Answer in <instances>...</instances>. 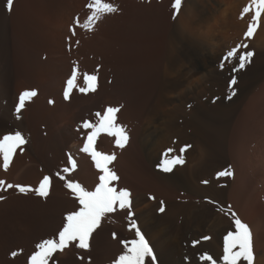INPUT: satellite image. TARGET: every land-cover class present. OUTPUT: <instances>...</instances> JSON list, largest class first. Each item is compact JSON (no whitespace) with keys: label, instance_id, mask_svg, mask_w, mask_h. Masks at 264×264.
<instances>
[{"label":"rangeland","instance_id":"rangeland-1","mask_svg":"<svg viewBox=\"0 0 264 264\" xmlns=\"http://www.w3.org/2000/svg\"><path fill=\"white\" fill-rule=\"evenodd\" d=\"M16 2L17 1L15 0L14 7H13V10L11 11V14L10 13H6V14L8 16L7 19H9V24H8L9 32H10L9 41L11 45L10 58L12 62V70L14 73V78L20 83V85H24V87L20 89L17 93V100H19V96L23 92L35 90L37 95L32 97L30 102L27 101L25 103V106L27 105L29 106L34 102H38L41 108H43L44 110H49L48 115L49 116L51 115V118L48 115L47 117L45 116L44 120L46 122L45 121L40 122L41 124H39L38 127L36 128L37 130L33 126L31 127V125L29 128L30 139L32 137H34L33 139H36L35 138L36 135L39 136L40 134V138L38 137L39 140L37 139L36 140L37 142H35L36 145L38 144L37 145L38 147L36 148V153L38 154L40 158L43 157L41 159H44L42 160L43 163H45L44 165L49 163V160L51 159V154H52V151H51L52 149L50 148V144H49L51 142L50 126L51 124L56 123V115L53 109H55L58 103H62L67 106V110L68 109L70 110L68 113L67 119L71 123H73V119H74V123L72 124V131L74 133L75 139L77 141H81L80 139H82L83 138L82 136L84 135V139H82L81 141L83 142L81 143L82 144L81 149H82L83 148L82 146L84 145V142L86 139V135L83 134V131H86V130L82 129L83 122L88 120L89 122L95 123L96 113L92 114L93 112L91 111L92 110L91 108H93L96 112H97V109H101V105L103 103L101 102L102 101L101 92H105L104 90L106 88H107L106 90L110 92L108 87L113 83V78H110V77H112V74H113L112 72L114 71V68L113 70L111 68V64L115 65V60L113 58L116 57L114 56L115 54L112 53L113 51H116V48H117L116 47L117 44H114L116 40L115 36L118 38L119 37L118 35H120L121 32H122L121 34H123L124 30H126L128 27H129L128 29L131 30V28L133 29L137 26L135 23L138 24V18L136 17V15H134V12H135L134 7L140 8L141 6L143 8L145 7L148 8L149 6H151L153 2L161 5L162 11H164V14H165L164 15L165 18L162 19L163 22H161L160 23L161 25L159 26L160 28L159 31L161 34L158 37H155V40L157 39L155 43L156 45L157 44L158 45L157 47L155 46L156 48H154V50L152 51L153 53L151 52L148 57H150L149 61L153 63L154 66L158 65V67L160 66L159 67L160 69L162 70L165 69V71L167 69L169 73L168 74L166 71V74L164 75V77H162L163 79L161 78L162 84L165 85V87L163 88L165 93L163 92L162 98L165 97L166 106H165V112L161 113L160 115L161 117L159 118V121L157 120L155 122V126L153 127L150 126L152 127V128L149 127L150 129L146 127L145 129L147 131L145 129L144 130L141 129L142 131L141 139L143 142V146L141 147L145 151L146 158H145V161L143 162L141 160H138V163L140 165L137 164L138 166H141L140 170H142L141 171L142 173H146L147 168H148L149 170L148 172L151 173L153 171L155 174V177L156 176L157 177L156 178L154 177L156 180L151 178L153 176L147 177L148 180L146 179L145 181L147 185L145 183H139V181L136 178L139 186H142L140 187L142 189L139 191L134 188L136 191L133 192L134 191L132 188L133 186L129 183L125 184L124 181L121 180L123 178L122 176L123 168L116 164L117 159L113 161L109 167L115 171L118 170L116 173L118 176L120 175L119 177L120 183L119 181H116L114 182V185L117 188L120 187L119 189L128 190L129 188L130 190L128 191H130V193H134L133 195L131 194V197H130L131 202H132L131 210L133 213L131 220L137 224L139 229L142 231V234L145 236L146 240L149 242L150 246L153 248L154 255L156 256V264H163V260L161 259V256L159 255L158 249H157V247L159 248L160 245L164 249L163 250V253H165L164 257L171 258L174 264L175 263L176 264H191L192 262L193 264H202L199 257L203 254L211 255L214 259L217 260V264H222L221 263L222 261L220 260V258L223 256V238L229 231H234L233 218L230 213L234 212L236 214V218H239L238 213H237L238 211L236 207L234 206L233 197H231V200H232L231 204H230V200H228V197H227V191L230 186V183L235 178V186L238 185L239 187L240 186L242 187L246 183L251 185L250 187H252L254 190H251L248 192L250 196L255 195L256 198H258V194L261 196L264 195V160H260V158H264V109L259 108L258 105L255 106L254 105L255 100L253 98L254 102H252V104L254 106H252V110H251L252 112L249 111L246 119H244L243 124H241V121L236 123V116L239 110L241 109L243 103L249 97V94L251 93L253 88L256 85H258L261 81L264 80V14H262L260 18L259 26L257 27L254 35L251 38L246 39L245 33L247 31L249 23L252 20L253 13L249 12L245 14L243 19L240 18V14L243 8L250 3V0H182V5H181L179 13H176L175 10L172 8V4L174 3V0H124V1L123 0H103V2L113 4L118 9V12L116 11L115 13L105 15L100 21L95 23L91 31L85 30L81 26L86 22L87 16L90 15V10L86 7V5L90 2V0H43V1L42 0H21L18 2L19 5H17ZM124 3H126L127 5ZM129 4L131 7L128 6ZM118 6L119 7L121 6L120 9ZM126 6L129 7L130 9L126 8ZM50 7L51 9H49ZM15 9L16 10L20 9L21 11L17 13V11L16 12L14 11ZM52 9L54 10L52 11ZM158 9H160V7ZM25 10L27 12H25ZM45 10H49V11H45ZM20 12H24V13H22L21 15ZM47 12L48 13L50 12V15H51L50 17ZM52 12L54 14H52ZM124 12L126 16L124 15ZM45 13H47L46 16L48 15L47 17L48 19L45 17L47 20H49V18L55 19L54 15L56 14L57 16V14H60V13H63L64 15L65 14L68 15L67 17L70 18L68 19L69 21L67 20L68 25L66 28V32H67V29H68V32L65 33V37L63 36L64 41L62 40V46H61L62 48H60V46H55V45L53 48V44L51 45L49 44V42L51 43V41L47 38L46 33L43 32L45 28L41 24H44L47 21L46 20L44 22ZM131 14L134 16H131ZM11 15L12 17L14 16L13 19H16L20 15H21L20 17L22 16L23 17L21 19H19L20 17H18L17 20H13ZM131 17L134 19H132ZM41 18H44V19H41ZM77 19L80 22L79 24L76 23ZM128 23H130L131 27L128 26ZM125 24H127L126 25L127 27L125 26ZM132 25L134 27H132ZM121 27H123V29H120ZM188 34L189 35L191 34V35L189 36ZM169 35L172 36L173 40H171L172 38ZM111 36L114 38H112ZM107 38L111 40L107 41L109 40ZM167 39L171 40L172 44L174 43L173 44L174 52L169 55L170 58L167 55V52H168L167 45H164L165 47L161 45V41H167ZM46 40H49V41H46ZM98 40L101 42H99ZM158 40H159V43H158ZM112 41H113V44H112ZM104 42L106 44H109L110 42L111 47L115 48V50L112 51V48L110 47V45L108 46H109V49L111 48V50H108L107 45L102 46ZM93 43L96 46L93 45ZM245 44L248 47L247 48L241 47L238 50L236 56L233 57L230 61H225L223 59L224 56L227 54V52H229L231 49L235 48L237 45H245ZM160 46H162L163 48ZM103 47L104 48L106 47V49L104 50ZM94 48L97 50V52H95L96 50ZM51 49L54 51H52ZM51 51L52 53L54 52L55 53L51 54ZM107 51H109L110 53ZM247 51H251L254 53V55L251 58L250 63H247L243 69L234 71V69L237 68L239 65V55ZM57 52L60 55H58ZM106 52H107V56L110 54L112 60L110 59V56H108L109 60L108 58H106V55H104ZM61 53L66 57H64ZM111 54H114V55L112 56ZM165 54L167 55V57L165 56ZM52 56L55 57L54 59L56 60H54ZM59 56L60 57L62 56V59L64 57V60H65L63 61V64L61 65V67H58L60 66V63L57 62ZM102 56L103 57L105 56L106 58L105 61H104L105 58H103ZM158 56H160V58ZM120 57L117 56L116 58H120ZM48 58H50L51 61ZM74 58H76L77 60ZM121 59H119V61ZM155 59H158V60L160 59L161 62L163 61L164 62L159 63L160 60L156 62L157 60ZM52 60H54L55 62ZM170 60L172 62H170ZM222 62H223V67H221ZM48 64H50L51 66ZM91 64L93 66H91ZM46 65L53 68V70L56 68L57 69L60 68L58 69L59 72L63 70L64 71L61 72V75H60V73L57 74L58 71L56 69L55 77H53L54 71L52 70L51 72L50 67H47ZM52 65H54V67ZM108 65H110L109 66L110 70L106 68L104 69V67L106 66L108 68ZM114 65H112V67H114ZM164 65L166 67H164ZM74 67L78 69L79 76H78L77 83L81 87L83 86V74L88 73V74H94L97 76L98 78L97 79V89L95 92H89L87 94H84L74 88L70 92L69 99L65 100L64 90H65L66 84H64V82L66 83V81L71 77L72 70ZM46 70H48L47 73H45ZM102 71H103L102 74L104 78L101 76ZM106 71L107 73L110 71L109 72L110 74L109 73L105 74ZM106 75H108V77ZM169 75L171 78L169 77ZM100 77L103 79H101ZM233 77H235L237 81L235 85H232V90L235 91V95H233L231 99H228L229 95L231 94L230 89H229V84ZM55 78L56 79L59 78L57 79L58 82H56ZM99 79L103 80V82L107 79L104 84H107L109 86L107 85L103 86L104 85L103 82L100 84ZM109 81L110 83H108ZM99 84L101 85L100 88L102 91L99 88ZM16 85H19V84H16ZM144 89H145L143 92L145 93L144 97L148 101L147 97H149V93H148L149 90L148 88H146V86L144 87ZM86 97L87 99H84ZM91 98L93 99L91 100ZM17 100H16V104L18 103ZM120 100H121V103L123 101L124 102L120 104L119 102ZM120 100L117 103L119 104V106L122 105L124 107L127 104L125 103L126 102L125 99L123 100L120 99ZM50 101H52V103H50ZM81 101L83 102L84 107ZM28 106L24 108L27 110ZM69 107H72V110L77 109L78 112L74 110L76 112L75 113ZM82 108H84L85 111ZM101 110H98V112L100 111L101 113L102 112ZM86 113L87 114L89 113V114L87 115ZM46 114H47V111H46ZM83 114L85 115L86 118L84 117ZM92 115L93 117H95L94 120H93ZM80 116H82V118ZM89 116L90 118H92L91 119L92 121H90ZM70 117H72L71 118L72 120L70 119ZM52 118H55V119H52ZM202 124H207L209 128L208 130L212 129L209 131V135L211 136L208 135L207 139L205 137L206 134L204 133V130L203 129L201 130ZM222 126H224V130L226 131L223 130L224 132V135L222 137L223 146L221 148L219 147L218 149L217 148L218 145L216 142L214 143L213 141L214 138H212V135L216 127L219 130V127H222ZM246 126L253 127L254 130L252 129L247 130ZM79 128L82 130L80 131ZM182 129H185V131ZM143 131L145 132L143 133ZM199 131H201L202 133ZM15 132H16L15 130H11L9 127L4 126L3 130L0 133V136H3L5 133L12 134ZM79 132H81L82 134ZM128 133L130 135L129 137H132V134H130L131 131H128ZM202 135H205V136H202ZM105 136L107 135H104L103 137ZM45 137L46 139H44ZM174 138H176V140ZM33 139H31V141ZM40 139H43V141H41ZM205 139L207 140L205 142L206 144L202 143L204 142ZM130 140L131 139H129V142ZM34 141L32 142L34 143ZM98 141L97 143L101 142V140L100 142ZM43 142L45 143L47 142V143L45 144ZM212 142L214 143V145ZM206 145H207V148L205 151L204 149ZM26 146H27V143L23 146L24 148H23L22 153L20 150H18L19 155L21 153L23 157L25 156V153H26L25 151L27 150ZM43 146H45L47 150ZM98 146L101 147V150ZM98 146L96 144V147L97 149H99V151L103 152L102 150H104L106 151L104 153L111 154L109 151H107V149L105 150V147L101 143L98 144ZM227 146H229L230 151L233 153V156L230 157V159H232V162L238 166V172L237 171L235 172L234 178H233V173L231 176H223V177L218 178L217 173L221 171L230 170L232 172L231 168L229 167V163L231 162V160L227 158V152H228ZM40 148L44 149V151ZM180 148L186 149L183 153V158L185 161L184 164L177 165L176 168H174L171 173H164L162 171H159L158 165L163 159V154L166 152V150L173 149V151L169 153V155L176 156L178 154L179 155L181 154ZM207 149H209L208 150L209 152L207 151ZM199 150L201 151L199 152ZM39 152L41 155L39 154ZM202 152L204 155L201 154ZM18 154L16 156H18ZM64 154H65L64 157L69 156L74 160L76 159L75 162L77 164V168L75 171L70 172L72 176L70 175V173L68 174L64 173L63 169L65 167H70L68 163L69 157L68 158L66 157L67 165L64 166L63 168L61 167L60 170L44 171L45 173L43 172V176L48 175L51 178L52 176L55 177L53 178V180L51 179L52 181L51 188H53L54 190L50 189V193L47 197L49 199L47 198L42 199V197L35 195L34 192L33 193L28 192L27 194L24 193L25 194L24 196L23 193H22L23 195L20 192L18 193L17 192L18 190H15L16 188H10L9 190L5 189L8 192H6L4 189L0 190V192L3 191L0 193V264H28V258L35 251V245L44 239L56 237L61 227H63L64 216L67 213L71 212L72 210L74 211L79 208V205L76 203L77 201H75L74 197L72 198L73 194L72 193L70 194V191L67 190L66 186H64L66 183V180H61L59 178L60 175L66 176L67 181H75V182L79 181V183L81 182L80 184H84V187H86L87 189L89 187L90 190H94L93 188L94 185L98 183L99 173L98 174L96 173L97 177L95 179L96 180L95 184L90 188V186L87 185L77 175V170L79 168V164H78L79 159L76 158L77 156H74V155L72 156L67 150H64ZM82 154H84V156L86 155L85 153H82ZM22 155H20L19 157L23 158ZM86 157H89L87 158L88 163L92 164V166L91 165L89 166L90 168H92L91 170L93 171L95 167L93 163H91L92 162L90 160L91 158L89 155L88 156L86 155ZM245 157L256 158L253 161L254 171L252 173L241 171L240 169L241 167L240 165L246 161ZM47 158H48V161L45 160ZM140 162L142 163L143 166L145 165L144 168H142V165ZM37 165H39L41 168ZM37 165H35L36 168H38L36 170H38L39 173L40 171L42 172L43 165L41 163ZM23 166H21L20 169H24L26 165L24 167ZM188 166H190L191 168H189ZM1 171H2V168H1ZM59 171L61 174L59 173ZM46 172H48L49 174L48 173L46 174ZM93 172H97V170H94ZM4 173L6 172L4 171ZM254 175L256 176V178L258 176L257 181L255 183L253 181H249L250 179H252V177H254ZM43 176L41 175V177H39L40 180L41 178H43ZM160 176H162V179H165L164 180L165 182L169 181V183L164 184L165 183L164 181L163 183H161ZM74 177L76 180H74ZM0 178L3 181H5L6 185H7V182L8 184H10V182L11 184L15 182V181L12 182L10 180L8 181L7 178H3V177H0ZM39 178L37 181H40ZM56 179L58 181V184H56L57 182H54V180ZM154 181H157V182H154ZM203 181H207V183H203ZM153 182H154V186H151L153 185ZM54 183L56 184V186L54 185ZM27 184L28 183L20 184L19 182L17 183L15 182L14 185L26 186ZM157 184L158 185L160 184L159 186H161L160 188L162 190L159 189ZM29 185L30 187H33L31 184H28L26 187H28ZM125 185H127L128 187L126 188ZM143 186L144 188H146V191L148 189L150 190L146 192ZM154 187L155 188L157 187V189L155 190ZM11 189H14L12 190L13 193L9 192L11 191ZM151 190L152 191L155 190V191L152 192ZM158 190L161 193H159ZM235 190L238 191L237 188H235ZM4 192L6 193L4 194ZM51 192L54 194H52ZM65 192L66 194L63 195ZM238 193H239L238 197H240L241 192L238 191ZM19 194H21V197ZM26 195L27 197L30 196L31 199L28 198L30 201L26 199ZM156 195H159L160 197ZM68 196L69 197L71 196L70 199L68 198ZM141 196H143V198ZM3 197L5 198L3 199ZM10 197L12 198V200L13 198H18L19 201L15 204L13 203L9 204L10 201H12V200L9 201ZM35 197L38 200H36ZM63 198L64 200L66 198L67 200L71 201L74 204V206L75 204L77 206H75L74 209L71 208L70 210V207H68V205L63 206L61 202ZM137 198H138V201H137ZM24 199H26V202L28 200V203L30 202L31 204L29 203L30 204L29 205L28 203H26ZM49 200L51 202H49ZM21 201H24V202H21ZM37 201H38V204H37ZM161 202H163V206L165 209L164 213L159 211L161 207ZM174 203L176 204V206ZM23 204H25V206H23ZM169 204H172V205H169ZM179 204L181 206L180 208L178 207ZM42 205L44 206V208L42 207ZM143 205H147L146 208ZM168 206L171 207L170 209L173 211L169 210ZM173 206L175 207L176 210L181 209L182 211L178 210L179 213H177L178 211H176ZM41 207L43 208V210ZM66 208L69 210V212ZM243 208H245V210H250L258 214L264 211V207H259L257 205L254 207L250 206V208L249 206L248 207L246 206ZM186 209L189 211H187ZM168 210L173 215H175V213L178 215L177 220H176V216H175V219L167 217L169 214ZM240 220H246V218L241 216ZM168 221H170L171 224ZM52 227L54 228L53 230H52ZM182 229L185 231H183ZM189 229L191 230L189 231ZM113 233L117 235V239H113ZM40 234L42 235L40 236ZM205 237H208V239H205ZM133 238H135V230H130V220L127 215V210H123V211L118 210L117 212L110 214L108 218L103 220L101 227L98 228L95 233H93V237L90 240V249L88 251L77 249L74 247V245H70V247L68 249H65L63 252L65 253V256L64 254L58 252L54 254V257L52 260L49 261V264H61V263L62 264H112V262L123 251V246L121 245L119 241H122V240L127 241ZM190 241H192V243ZM194 242H195V246H193ZM168 245L170 249L168 248ZM174 246H175V249L173 250ZM13 252H16L18 255L13 257L12 255ZM187 254L191 258L187 257L188 256ZM256 255L257 253H255L254 251V256H255L254 262L256 260ZM194 259L197 262H195ZM148 264H151L150 258H149ZM203 264H208V262H203Z\"/></svg>","mask_w":264,"mask_h":264},{"label":"bare ground","instance_id":"bare-ground-1","mask_svg":"<svg viewBox=\"0 0 264 264\" xmlns=\"http://www.w3.org/2000/svg\"><path fill=\"white\" fill-rule=\"evenodd\" d=\"M17 2V5H19L18 4V2L19 1H21V0H16ZM43 1V0H42ZM124 1V0H123ZM133 2V1H132ZM127 3V2H126ZM126 3H124V4H126ZM135 4V3H134ZM133 4V5H134ZM5 0H0V133H1V131L3 130V127L4 126H7V127H9L11 130H15V131H19L25 138H26V140L28 141L27 142V150L25 151L26 153H25V158L23 157V155L20 153V155H22V157L23 158H21V157H19L20 155L18 154V150H17V154H18V156H15V158H14V160H13V162H12V164H11V166H10V168H9V170L6 172V173H4V171L2 170L1 171V168H0V177H3V178H7V180L9 181H15L16 183L17 182H19L20 184L21 183H28V184H31L33 187H37L38 186V184H39V181H37L38 180V178L39 177H41V175L43 176V172L44 171H51V170H60L61 169V167L63 168L64 166H66L67 165V163H66V157H64L65 156V154H64V150H67V151H69V153L73 156H77L76 158H78L79 159V168H78V170H77V175L79 176V178L80 179H82L87 185H89L90 186V188L95 184V179H96V177H97V175H96V173L98 174V172H93L94 170H96V169H93V171L91 170L92 168H90V166L89 165H91L92 166V164H89L88 163V159L87 158H89V157H86V155L84 156V154H82V153H84V152H82L81 151V143H83V142H81L82 141V139H84V135L82 136L83 138L82 139H80L81 141H77L76 139H75V136H74V133H73V131H72V124L74 123V119H73V123H71V122H69V120L67 119L68 118V113H69V109L67 110V106L65 105V104H62V103H58V105L55 107V109H53L54 110V113H55V115H56V123H54V124H51V126H50V134H51V142L49 143L50 144V148L52 149L51 151H52V154H51V159L49 160V163L48 164H46V165H44L45 163H43V161L42 160H44V159H41V158H43V157H39L38 156V154L36 153V148L38 147L37 145H36V143L35 142H37L36 140L38 139V137L40 138V134H39V136H37L36 134H34V135H36V139H33L34 137H32L31 139H33L32 141H34V143L31 141V139H30V136H29V128H30V125H31V127L33 126L35 129L38 127V125L39 124H41L40 122H44L45 120V116L47 117V115H48V111L49 110H44L43 108H41V106L38 104V102H34V103H32L31 105H27L28 106V108H27V110L25 109L27 106H25V110L23 109L22 111H21V113L19 114V116H20V118L19 119H17V114H16V112H15V106H16V100H17V93H18V91L20 90V89H22L23 87H24V85H20V83L14 78V73H13V70H12V62H11V58H10V56H11V45H10V41H9V26H8V24H9V19H7V14L6 13H9V12H6V10H5ZM16 5V6H17ZM31 5V4H30ZM64 5V4H63ZM127 5V4H126ZM24 6V5H23ZM23 6H21V7H23ZM49 6H51V5H49ZM49 6H47V7H49ZM80 6H81V4H80ZM79 6V7H80ZM129 7H131L130 6V4L128 5ZM149 6V5H148ZM20 7V6H19ZM28 7V6H27ZM47 7H46V9H47ZM119 7V6H118ZM121 7V6H120ZM120 7H119V9H120ZM129 7H127L126 6V8H129ZM160 7V9H158ZM53 8V7H52ZM67 8V7H66ZM143 7H141L140 6V8H135L134 7V9H135V12H134V15H136V17L138 18V24L137 23H135L137 26L135 27V28H131V30L130 29H126V25L127 24H125V29L126 30H124V32H123V34H121L122 32L121 31H123V30H121L120 32V35H118L119 37L117 38L116 36H115V34H114V36H115V43L114 44H117V48H116V51H113V50H115V48H112L111 47V44H110V42H109V44H106L105 42H104V44H102V46L103 45H110V47L112 48V53H114V54H111L112 56L114 55V56H121L122 57V59H121V57L120 58H116V57H112L114 60H115V65L114 64H111L110 62V64H111V68H112V70H113V68H114V71L112 72L113 74H112V77H110V78H113V83L109 86V85H107V84H104L105 83V81L107 80H105L104 82H103V80H101V79H103L104 77H103V71L101 72V76L103 77V78H101V79H99V82H100V84L103 82V86H105V85H107V86H109L108 87V89L110 90V92H108L104 87V91L105 92H101L102 93V96H101V102H103L102 103V105H103V107H102V105H101V109H97V112H98V110H101L102 112L101 113H103L104 111H105V109L107 108V107H109V106H112V107H121L122 105H120L119 106V104L117 103L120 99H125V103H127L124 107L122 106L121 107V111L117 114V116H118V123H120V124H122V125H124L125 127H126V129H127V131H131V133L130 134H132V137H130V142H129V144H128V146L125 148V149H123V150H120L119 148H116L115 147V145H114V138H111V137H107V136H105V137H103L102 135H101V137H100V139H98L99 141L98 142H100V140H101V144L105 147V150L107 149V151H109L111 154H115L117 157H116V159H117V161H116V164L118 165V166H121L122 168H123V170H122V173H123V178L121 179V180H123L124 181V183L126 184V183H129V184H131L133 187V192H135L136 190H141L142 188H140V187H142V186H139V184H138V181H139V183H145V181H146V179L148 180V178L147 177H150V176H153V177H151V178H153V179H155L156 177H155V174H154V172L152 171L151 173L150 172H148L149 170H148V168H147V172L146 173H142L141 171L142 170H140V167L141 166H138V165H140L139 163H138V160H141L142 162L143 161H145V151L142 149V147L141 146H143V142H142V139H141V134H142V131H141V129H145L146 127H150V126H155V122L158 120L159 121V118L161 117L160 115H161V113H164L165 112V106H166V99H165V97H163L162 98V96H163V92H164V90H163V88L165 87V85H163L162 84V81H161V78L162 77H164V75L166 74V71H167V69H166V71H165V69H160L159 67H158V65H156V66H154L153 65V63H151L149 60V58L150 57H148L149 56V54L154 50V48H156L157 47V45H156V43H155V41H157V39L155 40V37H158L161 33H160V28H159V26L161 25L160 23L161 22H163L162 21V19L163 18H165V14H164V11H162V8H161V5L160 4H157V3H152L151 4V6H149L148 8L147 7H145V8H143ZM21 9V8H20ZM14 10L15 12L17 11V13L19 12V11H21V10ZM24 9V8H23ZM49 9H51V7L49 8ZM130 9V8H129ZM28 10V9H27ZM54 9H52V11H53ZM56 10V9H55ZM132 10V9H131ZM31 11V10H30ZM45 11H49V10H45ZM57 11H59V10H57ZM56 11V12H57ZM75 11V10H74ZM78 11H79V9H78ZM77 11V12H78ZM125 11V10H124ZM129 11V10H128ZM25 12H27L26 10H25ZM51 12V11H50ZM50 12L48 13L49 14V17L51 16L50 15ZM55 12V13H56ZM118 12V11H117ZM131 12V11H130ZM14 13V12H13ZM16 13V14H17ZM21 13V15H22V13H24V12H20ZM19 13V14H20ZM47 13H45V16H44V18L46 17H48V15L46 16V14ZM64 13V12H63ZM63 13H60V14H57V16H56V14L54 15L55 16V19H50L49 18V20H47L46 18L44 19V18H41V19H44V24H41L45 29H44V31L43 32H45L46 33V35H47V38L51 41V43L49 42V44L51 45V44H53V48H54V45L55 46H60V48H62L61 46H62V40H63V36L65 37V33H67L68 32V29H67V32H66V28H67V20L68 19H70V18H68L67 16L68 15H64ZM87 13V12H86ZM122 13V12H121ZM11 14V13H10ZM15 14V15H16ZM52 14H54L53 12H52ZM20 15V16H21ZM31 15V14H30ZM29 15V16H30ZM123 15V14H122ZM124 15H125V12H124ZM134 15H132L131 14V16H134ZM10 16V15H9ZM20 16H18V17H20ZM27 16V15H26ZM33 16V15H32ZM126 16V15H125ZM11 17H12V15H11ZM17 17V18H18ZM23 17V16H22ZM22 17H20L19 19H21ZM25 17V16H24ZM31 17V16H30ZM115 17H117V16H115ZM10 18V17H9ZM14 18V16L12 17V19ZM16 18V17H15ZM17 18L16 19H13V20H17ZM123 18V17H122ZM132 18V17H131ZM178 18H180V17H178ZM26 19H28V18H26ZM120 19V18H119ZM132 19H134V18H132ZM23 20V19H22ZM135 20H136V18H135ZM42 21V20H41ZM69 21V20H68ZM116 21V20H115ZM132 21V20H131ZM11 22V21H10ZM19 22V21H18ZM125 22V21H124ZM127 22V21H126ZM137 22V21H136ZM13 23V22H12ZM116 23V22H115ZM131 23V22H130ZM130 23H128V26H130L131 27V25H130ZM114 24V23H113ZM122 24V23H121ZM134 24V23H133ZM45 25V26H44ZM124 25V24H123ZM109 27V26H108ZM116 27V26H115ZM132 27H134L133 25H132ZM162 27V26H161ZM165 27V26H164ZM106 28V27H105ZM43 29V28H42ZM115 29V28H114ZM120 29H123V27H121ZM119 29V30H120ZM166 29V28H165ZM263 29V28H262ZM108 30V29H107ZM112 30V29H111ZM117 30V29H116ZM162 30V29H161ZM11 31V30H10ZM109 31V30H108ZM107 31V32H108ZM113 31V30H112ZM261 31H263V30H261ZM107 32H106V34H107ZM117 32V31H116ZM112 34V33H111ZM45 35V36H46ZM67 35V34H66ZM101 35V34H100ZM187 35V34H186ZM189 35V34H188ZM191 35V34H190ZM189 35V36H190ZM108 36V35H107ZM170 36V35H169ZM185 36V35H184ZM105 37V36H104ZM112 37V36H111ZM111 37H109V38H111ZM171 38H172V36H170ZM67 38V37H66ZM102 38V37H101ZM109 38H107V39H109ZM112 38H114V37H112ZM170 38V39H171ZM99 39V38H98ZM154 39V40H153ZM162 39V38H161ZM166 39V38H165ZM186 39V38H185ZM191 39V38H190ZM49 40H46V41H49ZM104 40V39H103ZM111 39H109V40H107V41H110ZM114 40V39H113ZM171 40H173V38L171 39ZM171 40H168L167 39V41H161V45L162 46H164V45H167V50H168V52H167V55H168V57L170 58V54L171 53H173L174 52V48H173V44H172V41ZM64 41V40H63ZM99 41V40H98ZM105 41V40H104ZM106 41V42H107ZM188 41V40H187ZM99 42H101V41H99ZM175 42V41H174ZM108 43V42H107ZM158 43H159V40H158ZM199 43V42H198ZM89 44V43H88ZM101 44V43H100ZM112 44H113V41H112ZM189 44H191V43H189ZM48 45V44H47ZM66 45V44H65ZM93 45H95L94 43H93ZM194 45V44H193ZM91 46V45H90ZM89 46V47H90ZM96 46V45H95ZM156 46V47H155ZM162 46H160V47H162ZM100 47H101V45H100ZM165 47V46H164ZM51 48V47H50ZM49 48V49H50ZM92 48V47H91ZM97 48H98V46H97ZM104 48V47H103ZM111 48L109 49V46H108V50H111ZM163 48V47H162ZM95 49V48H94ZM106 49V47L104 48V50ZM158 49H159V47H158ZM161 49V48H160ZM52 50V49H51ZM58 50V49H57ZM57 50H55V51H57ZM65 50V49H64ZM79 50V49H78ZM90 50V49H89ZM96 50V49H95ZM52 51H54V50H52ZM52 51H51V54H54V53H52ZM59 51H60V49H59ZM66 51V50H65ZM69 51V50H68ZM92 51V50H91ZM90 51V52H91ZM162 51V50H161ZM61 52H63V51H61ZM95 52H97V50L95 51ZM100 52V51H99ZM98 52V53H99ZM102 52V51H101ZM105 52V51H104ZM107 52H109V51H107ZM107 52L104 54V55H106V58H108V60H109V57L108 56H110V52L108 53L109 55L107 56ZM157 52V51H156ZM50 53V52H49ZM153 53V52H152ZM161 53V52H160ZM164 53V52H163ZM57 54H58V52H57ZM57 54H55V55H57ZM62 54V53H61ZM73 54V53H72ZM101 54V53H100ZM155 54V53H154ZM157 54V53H156ZM54 55V56H55ZM58 55H60V54H58ZM63 55V54H62ZM97 55V54H96ZM96 55H94V56H96ZM152 55V54H151ZM161 55V54H160ZM167 55L165 54V56L167 57ZM64 56V55H63ZM101 56V55H100ZM56 57V56H55ZM55 57H53L52 56V58L54 59ZM64 57H66V56H64ZM64 57H63V59H62V56L60 57L59 56V58H58V60H60V61H58L57 60V62L58 63H60V66H58V67H61V65L63 64V61H65L64 60ZM103 57V56H102ZM131 57V58H130ZM153 57V56H152ZM155 57V56H154ZM157 57V56H156ZM159 58H160V56H158ZM165 57V58H166ZM172 57V56H171ZM103 58H105V56L103 57ZM106 58L104 59V61L106 60ZM163 58V57H162ZM173 58V57H172ZM49 60H50V58H48ZM67 59V58H66ZM74 59H76V58H74ZM110 59H111V56H110ZM119 59H121L120 61H119ZM167 59V58H166ZM54 60H56V59H54ZM54 60H52V61H54ZM77 60V59H76ZM112 60V59H111ZM153 60H154V58H153ZM155 60H157L156 62H158L159 60L158 59H155ZM51 61V60H50ZM55 62V61H54ZM67 62V61H66ZM66 62H64V63H66ZM71 62H72V60H71ZM161 62V60L159 61V63ZM164 62V61H163ZM163 62H161V63H163ZM167 62V61H166ZM170 62H172L171 60H170ZM58 63H56V64H58ZM106 63V62H105ZM113 63V62H112ZM70 64V63H69ZM68 64V65H69ZM157 64V63H156ZM167 64V63H166ZM165 64V65H166ZM21 65V64H20ZM48 65H50V64H48ZM48 65H46L47 67H50V66H48ZM54 65H55V63H54ZM54 65H52L53 67H54ZM66 65V64H65ZM105 65V64H104ZM107 65V64H106ZM112 65H114V67H112ZM164 65V67H166ZM45 66V67H46ZM91 66H93L92 64H91ZM109 66L110 65H108V68H107V66L106 67H104V69L106 68V69H109ZM163 66V65H162ZM170 66V65H169ZM66 67V66H65ZM168 67V66H167ZM188 68V67H187ZM47 69V68H46ZM50 69H51V72H52V70H53V68H51L50 67ZM50 69H48V70H50ZM57 69V68H56ZM56 69H54L53 71V73H54V76L53 77H55V70ZM58 69H60V68H58ZM58 69H57V71H58ZM66 69V68H65ZM173 69V68H172ZM34 70V69H33ZM48 70H46L45 71V73H47V71ZM110 70V69H109ZM170 70V69H169ZM64 71V70H63ZM63 71H58V73L57 74H59L60 73V75H61V72H63ZM43 72H44V70H43ZM50 72V73H51ZM110 72V71H109ZM108 72V73H109ZM170 72V71H169ZM67 73V72H66ZM107 73V71L105 72V74ZM107 73V74H108ZM167 73H168V71H167ZM181 73V72H180ZM70 74V73H69ZM104 74V75H105ZM110 74V73H109ZM169 74V73H168ZM170 74H172V73H170ZM46 75H48V74H46ZM21 76V75H20ZM107 77H108V75H106ZM111 76V75H110ZM60 77V76H59ZM169 77H170V75H169ZM61 78H62V76H61ZM106 78V77H105ZM171 78V77H170ZM56 79V78H55ZM57 79H59V78H57ZM57 79H56V82H58L57 81ZM163 79V78H162ZM111 80V79H110ZM26 81V80H25ZM18 82V83H17ZM27 82V81H26ZM25 82V83H26ZM53 82H54V80H53ZM108 83H110V81L108 82ZM16 84H19V85H16ZM28 84V83H27ZM60 84V83H59ZM64 84H66L65 82H64ZM99 84V88L101 87V85ZM166 84V83H165ZM29 85V84H28ZM62 85V84H61ZM66 86V85H65ZM146 86V88H148V90H149V97H147L148 98V101L145 99V97H144V95H145V93H143L144 92V87ZM63 87V86H62ZM166 87H168V86H166ZM102 88V89H103ZM63 89V88H62ZM100 90H101V88H100ZM35 91V90H34ZM102 91V90H101ZM100 92V91H99ZM165 93V92H164ZM165 95V94H164ZM59 96H60V94H59ZM147 96V95H146ZM258 96H260V95H258ZM74 98V97H73ZM89 98V97H88ZM263 98V97H262ZM61 99V98H60ZM84 99H87V97L86 98H84ZM93 98H91V100H92ZM95 99V98H94ZM258 99V98H257ZM89 100V99H88ZM262 100H264V99H261V101ZM18 101V100H17ZM48 101V100H47ZM53 101H55V100H53ZM64 101V100H63ZM83 101V100H82ZM81 101V102H82ZM85 101H87V100H85ZM260 101V100H259ZM259 101H258V103H259ZM30 102V101H29ZM80 102V103H81ZM84 102V101H83ZM83 102H82V104H83ZM89 102V101H88ZM93 102V101H92ZM120 102V104H122L121 103V100L119 101ZM254 102V101H253ZM64 103V102H63ZM76 103H78V102H76ZM261 103V102H260ZM91 104V103H90ZM118 104V105H117ZM86 105V104H85ZM253 105V104H252ZM258 105V104H257ZM262 105V104H261ZM49 106V105H48ZM74 106H76V105H74ZM73 106V107H74ZM80 106V105H79ZM260 106V105H259ZM264 106V105H263ZM83 107H84V104H83ZM87 107V106H86ZM90 107H92V106H90ZM89 107V108H90ZM69 108H71V110H72V107H69ZM79 108V107H78ZM98 108V107H97ZM172 108V107H171ZM82 109H84V108H82ZM87 109V108H86ZM92 110V114H95V113H97L93 108H91ZM168 109V108H167ZM174 109V108H173ZM74 110H76L77 111V109H74ZM74 110H72V111H74ZM79 110V109H78ZM90 110V109H89ZM94 110V111H93ZM46 111H47V114H46ZM84 111H85V109H84ZM86 111H88V110H86ZM170 111V110H169ZM175 111H176V109H175ZM207 111V110H206ZM254 111V110H253ZM75 112V111H74ZM78 112V111H77ZM174 112V111H173ZM216 112V111H215ZM222 112V111H221ZM252 112V111H251ZM258 112V111H257ZM50 113V112H49ZM53 113V114H54ZM73 113V112H72ZM76 113V112H75ZM82 113H83V111H82ZM91 113V112H90ZM99 113H100V111H99ZM219 113V112H218ZM74 114V113H73ZM72 114V115H73ZM81 114V113H80ZM85 114V113H84ZM83 114V115H84ZM87 114V113H86ZM89 114V113H88ZM87 114V115H88ZM75 115V114H74ZM215 115V114H214ZM49 116V115H48ZM69 116H71V115H69ZM219 116H220V114H219ZM50 118H51V115L49 116ZM81 118H82V116H80ZM84 117H85V115H84ZM92 117H93V115H92ZM175 117V116H174ZM72 117H70V119H71ZM73 118H74V116H73ZM86 118V117H85ZM89 118H90V116H89ZM94 118L95 117H93V120H94ZM176 118V117H175ZM174 118V119H175ZM190 118V117H189ZM52 119H55V118H52ZM79 119V118H78ZM92 118H90V121H92L91 120ZM173 119V118H172ZM171 119V120H172ZM194 119V118H193ZM200 119V118H199ZM72 120V119H71ZM88 121V120H87ZM165 121V120H164ZM168 121H170V120H168ZM198 121V120H197ZM46 122V121H45ZM48 122H50V121H48ZM52 122V121H51ZM80 122V121H79ZM96 122V121H95ZM172 122V121H171ZM201 122V121H200ZM82 123V122H81ZM84 123V122H83ZM158 123V122H157ZM175 123V122H174ZM197 123V122H196ZM44 124V123H43ZM42 124V125H43ZM199 124H201V123H199ZM49 125V124H48ZM78 125V124H77ZM156 125H158V124H156ZM170 125H171V123H170ZM41 126V125H40ZM44 126V125H43ZM42 126V127H43ZM76 126V125H75ZM79 126V125H78ZM202 127H201V130L203 129L204 130V133L206 134V136L205 135H202V136H205L206 137V139L208 138L207 136L209 135V131L210 130H212V129H210V130H208L209 128H208V126H207V124H202L201 125ZM77 127V126H76ZM143 127V128H142ZM152 127H150V128H152ZM165 127V126H164ZM183 127V126H182ZM210 127V126H209ZM40 128V127H39ZM149 128V129H150ZM167 128V127H166ZM193 128H195V127H193ZM33 129V128H32ZM82 129H84L83 127H82ZM82 129H80L79 128V130L81 131ZM172 129V128H171ZM217 129V130H216ZM221 127H219V130H218V128L216 127L215 128V130L213 131V135H212V138H214V143L216 142L217 143V148L219 149V147L221 148V146H223V145H221L220 144V141H221V139H223L222 138V133H221ZM31 130V129H30ZM37 130V129H36ZM41 130H42V128H41ZM40 130V131H41ZM75 130V129H74ZM77 130V129H76ZM84 130H86V131H83V134H85L86 136H87V133L90 131V129H84ZM146 130V129H145ZM180 130V129H179ZM182 130H184L185 131V129H182ZM191 130V129H190ZM223 130H224V128H223ZM44 131V130H43ZM78 131V130H77ZM76 131V132H77ZM147 131V130H146ZM161 131V130H160ZM168 131V130H167ZM224 131H226V130H224ZM33 132V131H32ZM36 132V131H35ZM34 132V133H35ZM39 132V131H38ZM75 132V133H76ZM85 132V133H84ZM145 131H143V133H144ZM155 132V131H154ZM170 132H171V130H170ZM180 132V131H179ZM199 132H201V131H199ZM31 133V132H30ZM79 133H81V132H79ZM159 133V132H158ZM202 133V132H201ZM210 133H212V132H210ZM6 134V133H5ZM32 134V133H31ZM82 134V133H81ZM129 134V133H128ZM200 134V133H199ZM44 135V134H43ZM76 135V134H75ZM170 135V134H169ZM174 135V134H173ZM224 135V134H223ZM32 136V135H31ZM81 136V135H80ZM130 136V135H129ZM145 136H146V134H145ZM181 136V135H180ZM194 136V135H193ZM201 136V137H202ZM209 136H211V135H209ZM0 137H2V136H0ZM157 137V136H156ZM188 137V136H187ZM43 138V137H42ZM79 138H81V137H79ZM168 138V137H167ZM171 138H173V137H171ZM183 138V137H182ZM203 138V137H202ZM226 138V137H225ZM44 139H46V137L44 138ZM48 139V138H47ZM160 139V138H159ZM162 139V138H161ZM169 139V138H168ZM175 140H176V138H174ZM204 140V142H202V140H201V142L202 143H205L207 140ZM39 140V139H38ZM41 141H43V139H40ZM86 140V139H85ZM165 140V139H164ZM170 140V139H169ZM178 140V139H177ZM188 140V139H187ZM192 140V139H191ZM172 141V140H171ZM141 142H142V144H141ZM160 142V141H159ZM179 142V141H178ZM188 142V141H187ZM201 142H200V144H201ZM40 143V142H39ZM43 143H45V142H43ZM42 143V144H43ZM47 143V142H46ZM45 143V144H46ZM100 143H97V146H98V144H100ZM174 143V142H173ZM182 143V142H181ZM213 143V142H212ZM214 143H213V145H214ZM222 143V142H221ZM41 144V143H40ZM169 144V143H168ZM206 144V143H205ZM220 144V145H219ZM44 145V144H43ZM155 145V144H154ZM158 145V144H157ZM177 145V144H176ZM204 145V144H203ZM209 145H210V143H209ZM84 146V145H83ZM82 146V147H83ZM100 146V145H99ZM98 146V147H99ZM102 146V147H103ZM159 146V145H158ZM181 146V145H180ZM199 146V145H198ZM201 146H202V144H201ZM42 147V146H41ZM44 148H45V146H43ZM200 147V146H199ZM205 147V146H204ZM203 147V148H204ZM215 147H216V145H215ZM24 148V147H23ZM100 148V150H101V147H99ZM158 148V147H157ZM165 148V147H164ZM170 148V147H169ZM206 148H207V145H206V147H205V151H206ZM40 149H42V148H40ZM46 149V148H45ZM145 149V148H144ZM166 149H167V147H166ZM181 149V148H180ZM198 149V148H197ZM43 151H44V149H42ZM47 150V149H46ZM99 150V149H98ZM162 150V149H161ZM209 149H207V151H208ZM103 152H106V151H104V150H102ZM201 150H199V152H200ZM203 151V150H202ZM41 152V151H40ZM40 152H39V154H40ZM49 152V151H48ZM47 152V153H48ZM66 152V151H65ZM209 152V151H208ZM208 152H206V153H208ZM216 152V151H215ZM223 153V152H222ZM16 154V155H17ZM24 154V153H23ZM68 154V153H67ZM109 154V153H108ZM174 154V153H173ZM172 154V155H173ZM202 155H204L203 154V152L201 153ZM235 154H236V152H235ZM41 155V154H40ZM179 155V154H178ZM206 155H208V154H206ZM88 156V155H87ZM175 156V155H174ZM201 156V155H200ZM47 157V156H46ZM49 157V156H48ZM69 157V156H68ZM67 157V158H68ZM215 157V156H214ZM50 158V157H49ZM148 158V157H147ZM151 158H152V156H151ZM206 158V157H205ZM213 158V157H212ZM150 159V158H149ZM209 159V158H208ZM25 160V161H24ZM46 161H48V158L47 159H45ZM76 160V159H75ZM91 160V159H90ZM90 160H89V162H90ZM214 160V159H213ZM92 161V160H91ZM147 161H148V159H147ZM188 161V160H187ZM200 161V160H199ZM45 162V161H44ZM77 162H78V160H77ZM26 163H28V164H26ZM39 163H41L42 165V167H43V170H42V172L40 171V173L38 172V170H36V169H38V168H36V166L35 165H37V164H39ZM92 163V162H91ZM141 163V162H140ZM201 163V162H200ZM138 164V165H137ZM146 164V163H145ZM190 164V163H189ZM25 166V168L24 169H20V167L21 166ZM115 165V164H114ZM141 165H142V163H141ZM188 165V164H187ZM23 166V167H24ZM37 166H39V165H37ZM70 166V165H69ZM110 166V165H109ZM145 166V165H144ZM144 166L142 165V168H144ZM151 166V165H150ZM40 167V166H39ZM189 168H191L190 166H188ZM41 168V167H40ZM176 168V167H175ZM150 169V168H149ZM178 169V168H177ZM53 171V172H54ZM115 171V170H114ZM118 170H116L115 172H117ZM121 171V170H120ZM181 171H182V169H181ZM184 171V170H183ZM57 172V171H56ZM144 172V171H143ZM159 172V171H158ZM45 173V172H44ZM48 172H46V174H47ZM55 173V172H54ZM59 173H60V171H59ZM58 173V174H59ZM49 174V173H48ZM61 174V173H60ZM66 174H68V173H66ZM117 174V173H116ZM120 174V173H119ZM52 175V174H51ZM54 175V174H53ZM70 175H71V173H70ZM74 175V174H73ZM192 175V174H191ZM55 176V175H54ZM72 176V175H71ZM66 177V176H65ZM119 177H120V175H119ZM155 177V178H154ZM161 178H160V180H161V183H163V181L165 180V179H162V176H160ZM165 177V176H164ZM185 177V176H184ZM192 177V176H191ZM53 178H55V177H53L52 176V180H53ZM58 178V177H57ZM68 178V177H67ZM136 178H137V180H136ZM159 178V177H158ZM42 179V178H41ZM70 179V178H69ZM78 179V178H77ZM153 179H152V181H153ZM172 179V178H171ZM0 180H2L1 178H0ZM39 180H40V178H39ZM67 180V179H66ZM73 180V179H72ZM74 180H76L75 179V177H74ZM149 180H150V178H149ZM156 180V179H155ZM187 180V179H186ZM82 181V182H83ZM119 181V183H120V180H118ZM123 181H122V183H123ZM137 181V182H136ZM158 181V180H157ZM157 181H154V182H157ZM177 181V180H176ZM184 181V180H183ZM15 182L13 183V185L15 184ZM54 182H57L56 184H58V181H57V179L56 180H54ZM60 182V181H59ZM62 182V181H61ZM75 182V181H74ZM79 182V181H78ZM148 182V181H147ZM154 182H153V185H151V186H154ZM165 182V181H164ZM187 182V181H186ZM64 183V182H63ZM81 183V182H80ZM150 183H152V182H150ZM166 183H169V181L168 182H165L164 184H166ZM188 183V182H187ZM7 184H8V182H7ZM10 184H11V182H10ZM27 184V185H28ZM56 184L54 183V185L56 186ZM146 184V183H145ZM175 184V183H174ZM26 185V186H27ZM51 185H52V183H51ZM60 185V184H59ZM81 185H83L84 186V184H81ZM143 185V184H142ZM147 185V184H146ZM156 185V184H155ZM158 185V184H157ZM160 185V184H159ZM158 185V187H159V189H161L160 187L161 186H159ZM161 185H163V184H161ZM30 186V185H29ZM65 186V185H64ZM86 186V185H85ZM150 186V185H149ZM165 186V185H164ZM32 187V188H33ZM94 187H95V185H94ZM93 187V188H94ZM125 187L127 188L128 186L127 185H125ZM129 187H130V185H129ZM146 187V186H145ZM148 187V186H147ZM190 187H192V186H190ZM55 188V187H54ZM63 188V187H62ZM120 188V187H119ZM118 188V189H119ZM136 190H135V189ZM143 188H144V186H143ZM152 188V187H151ZM165 188V187H164ZM168 188V187H167ZM236 188V187H235ZM50 189H53V188H50ZM88 189H89V187H88ZM145 189V191H146V188H144ZM154 189L156 190L157 189V187L155 188L154 187ZM5 190V189H4ZM9 190V189H8ZM12 190H14V189H11V191H9V192H12ZM15 190H17V189H15ZM54 190V189H53ZM60 190V189H59ZM68 190V189H67ZM90 190V189H89ZM128 190H130L129 188H128ZM150 189H148L147 191H149ZM154 190V191H155ZM162 190V189H161ZM165 190V189H164ZM212 190V189H211ZM6 191V190H5ZM63 191V190H62ZM143 191V190H142ZM146 191V192H147ZM152 191V190H151ZM154 191H152V192H154ZM159 191V190H158ZM167 191V190H166ZM1 192H3V191H1ZM0 192V193H1ZM6 192H8V191H6ZM6 192H4V194L6 193ZM18 193H19V191H17ZM61 192V191H60ZM59 192V193H60ZM130 192V191H129ZM138 192V191H137ZM157 192V191H156ZM155 192V193H156ZM164 192V191H163ZM162 192V193H163ZM170 192V191H169ZM211 192V191H210ZM213 192V191H212ZM13 193V192H12ZM17 193V194H18ZM33 193V192H32ZM32 193H30V194H32ZM52 193V192H51ZM145 193V192H144ZM158 193V192H157ZM159 193H161L160 191H159ZM168 193V192H167ZM204 193V192H203ZM229 193V192H228ZM22 194V193H21ZM21 194H19L20 195V197H21ZM24 194V193H23ZM22 194V195H23ZM27 194V193H26ZM52 194H54V193H52ZM52 194H50V195H52ZM66 194V192L63 194V195H65ZM70 194H71V192H70ZM132 195L134 194V193H131ZM136 194V193H135ZM139 194V193H138ZM148 194V193H147ZM153 194V193H152ZM216 194V193H215ZM215 194H213V195H215ZM237 194V193H236ZM235 193L234 194H231V195H236ZM7 195V194H6ZM34 195V194H33ZM56 195V194H55ZM69 195V194H68ZM142 195V194H141ZM175 195V194H174ZM238 195H239V193H238ZM5 196V195H4ZM13 196V195H12ZM24 196H25V194H24ZM29 196V195H28ZM32 196V195H31ZM54 196V195H53ZM134 196H136V195H134ZM156 196H158V197H160L159 195H156ZM170 196H172V195H170ZM18 197V196H17ZM23 197V196H22ZM51 197V196H50ZM56 197V196H55ZM67 197V196H66ZM71 197V196H70ZM70 197L68 196V198L70 199ZM142 198H143V196H141ZM235 197H237V195L235 196ZM5 197H3V199H4ZM8 198V197H7ZM28 198H30V196L29 197H27V195H26V199H28ZM72 198H73V196H72ZM71 198V199H72ZM234 198V197H233ZM238 198V197H237ZM26 199H24V201L26 202ZM31 199V198H30ZM34 199V198H33ZM35 199H36V197H35ZM43 199V198H42ZM47 199H49V198H47ZM46 199V200H47ZM53 199V198H52ZM158 199H160V198H158ZM173 199V198H172ZM175 199V198H174ZM2 200V199H1ZM6 200H8V199H6ZM5 200V201H6ZM10 200H12V198L10 197L9 198V201ZM29 200V199H28ZM28 200H27V202L26 203H28ZM36 200H38V199H36ZM55 200V199H54ZM73 200V199H72ZM141 200H143V199H141ZM170 200V199H169ZM235 200V199H234ZM4 201V200H3ZM8 201V202H9ZM19 201V199L18 198H13V200L12 201H10V203L9 204H15V203H17ZM24 201H21V202H24ZM30 201V200H29ZM31 201H33V200H31ZM60 201V200H59ZM137 201H138V198H137ZM2 202V201H1ZM7 202V201H6ZM49 202H51L50 200H49ZM61 202H62V204H63V206H67L68 205V207H70V210H71V208L72 209H74V207L75 206H77L76 204H75V206H74V204L71 202V201H69V200H67L66 198H65V200H64V198H63V200H61ZM243 202V201H242ZM242 202H241V204H242ZM250 201H248V203H249ZM30 203V202H29ZM28 203V204H29ZM40 203V202H39ZM54 203V202H53ZM77 204H78V202H76ZM142 203V202H141ZM177 203V202H176ZM234 203H238V201L237 202H234ZM240 203V202H239ZM248 203H247V205H248ZM251 203V202H250ZM2 204V203H1ZM31 204V203H30ZM29 204V205H30ZM33 204V203H32ZM37 204H38V201H37ZM135 204V203H134ZM151 204V203H150ZM173 204V203H172ZM172 204H169V205H172ZM175 204V203H174ZM178 204V203H177ZM241 204H238V205H241ZM245 204V203H244ZM244 204H242L243 206H244ZM253 204V203H252ZM20 205V204H19ZM28 205V206H29ZM59 205V204H58ZM79 205V204H78ZM140 205V204H139ZM237 205V204H236ZM246 205V204H245ZM13 206V205H12ZM22 206V205H21ZM23 206H25V204H23ZM34 206V205H33ZM36 206H38V205H36ZM48 206H49V204H48ZM47 206V207H48ZM137 206V205H136ZM145 208H146V206L147 205H143ZM175 206H176V204H175ZM183 206V205H182ZM191 206V205H190ZM249 206V208H250V206H252L251 204L250 205H248ZM26 207H27V205H26ZM42 207L44 208V206L42 205ZM41 207V208H42ZM60 207V206H59ZM58 207V208H59ZM169 207V206H168ZM174 207V206H173ZM178 207L180 208L181 206H180V204L178 205ZM254 207V206H253ZM9 208V207H8ZM37 208V207H36ZM35 208V209H36ZM43 208H42V210H43ZM77 208V207H76ZM156 208H157V206H156ZM171 207H169V210H171L170 209ZM185 208V207H184ZM187 208V207H186ZM188 208H189V206H188ZM238 208V207H237ZM252 208V207H251ZM34 209V208H33ZM47 209V208H46ZM67 209V208H66ZM142 209V208H141ZM140 209V210H141ZM174 209H175V207H174ZM254 209V208H253ZM27 210V209H26ZM32 210V209H31ZM59 210V209H58ZM68 210V209H67ZM166 210H167V208H166ZM168 210V211H169ZM176 210V209H175ZM178 210H180V211H182L181 209H178ZM178 210H176V211H178ZM187 210V209H186ZM239 210H240V212H241V209L239 208ZM29 211V210H28ZM34 211V210H33ZM36 211V210H35ZM41 211V210H40ZM50 211H51V209H50ZM54 211V210H53ZM73 211V210H72ZM71 211V212H72ZM144 211V210H143ZM171 211H173V210H171ZM175 211V212H176ZM183 211H184V209H183ZM187 211H189V210H187ZM192 211V210H191ZM238 211V210H237ZM68 212H69V210H68ZM145 212V211H144ZM193 212V211H192ZM192 212H191V214H192ZM244 212H247L246 210H242V212L241 213H239L240 215L241 214H244L245 216L247 215V214H245ZM164 213V212H163ZM169 214H168V216L167 217H169V218H174L175 219V216H176V220H177V214L175 213V215H173L172 213H170V211L168 212ZM177 213H179V211L177 212ZM181 213H183V212H181ZM187 213V212H186ZM248 213V212H247ZM251 213H252V211H251ZM146 214V213H145ZM188 214V213H187ZM249 214H250V212H249ZM256 214V213H255ZM189 215V214H188ZM188 215H186V216H188ZM243 215V217H245ZM19 216V215H18ZM25 216V215H24ZM148 216V215H147ZM182 216V215H181ZM191 216V215H190ZM242 216V215H241ZM254 216V215H253ZM253 216H251V214H250V217H253ZM260 216V215H259ZM166 217V218H167ZM249 217V215H248V217H246V218H250ZM151 218V217H150ZM187 218V217H186ZM255 218H256V216H255ZM38 219V218H37ZM164 219V218H163ZM191 219V218H190ZM252 219H254V218H252ZM50 220H51V218H50ZM54 220V219H53ZM159 220V219H158ZM170 220V219H169ZM184 220V219H183ZM246 220H248V219H246ZM251 220V219H250ZM250 220H248V221H250ZM62 221V220H61ZM155 221V220H154ZM45 222V221H44ZM49 222V221H48ZM168 222H170V221H168ZM189 222V221H188ZM191 222V221H190ZM160 223V222H159ZM167 223V222H166ZM179 223H180V221H179ZM178 223V224H179ZM51 224V223H50ZM158 224V223H157ZM170 224H171V222H170ZM183 224H184V222H183ZM247 224H249L251 227H250V229H251V232H252V235H253V245H254V251H255V253H257V255H256V260H255V262H254V264H264V219L262 220V219H260V218H256V220H254V221H250L249 223L247 222ZM47 225V224H46ZM174 225V224H173ZM172 225V226H173ZM248 225V226H249ZM53 226V225H52ZM61 226V225H60ZM161 226V225H160ZM167 226V225H166ZM48 228V227H47ZM62 228V227H61ZM173 228V227H172ZM183 228V227H182ZM189 228V227H188ZM18 229V228H17ZM50 229V228H49ZM54 228L52 227V230H53ZM161 229V228H160ZM2 230V229H1ZM164 230V229H163ZM183 230V229H182ZM191 229H189V231H190ZM41 231H42V229H41ZM161 231V230H160ZM183 231H185V230H183ZM187 231V230H186ZM188 231V232H189ZM26 232V231H25ZM46 232V231H45ZM51 232V231H50ZM163 232V231H162ZM27 233V232H26ZM161 233V232H160ZM4 234V233H3ZM164 234V233H163ZM189 234V233H188ZM42 234H40V236H41ZM30 237V236H29ZM161 237V236H160ZM178 237V236H177ZM181 237V236H180ZM183 238V237H182ZM170 240V239H169ZM187 241H189V240H187ZM195 241V240H194ZM163 242V241H162ZM176 242V241H175ZM191 243H192V241H190ZM177 243V242H176ZM186 243V242H185ZM170 244V243H169ZM208 244H210V243H208ZM110 245V244H109ZM112 246V245H111ZM182 246V245H181ZM201 246H203V245H201ZM212 246V245H211ZM171 247V246H170ZM183 247H185V246H183ZM186 247H188V246H186ZM168 248H169V245H168ZM203 248H205V247H203ZM68 249V248H67ZM157 249H158V253H159V255L161 256V259L163 260V264H174L173 263V261H172V259L171 258H165L164 257V255H165V253H163V247L160 245L159 246V248L157 247ZM170 249V248H169ZM175 249V246L173 247V250ZM182 249V248H181ZM166 250V249H165ZM195 250V249H194ZM199 250V249H198ZM201 250V249H200ZM209 250V249H208ZM171 251V250H170ZM189 251V250H188ZM220 251V250H219ZM187 252V251H186ZM185 252V253H186ZM162 253H163V255H162ZM189 253V252H188ZM205 253V252H204ZM62 254H64V256H65V253H62ZM61 255V254H60ZM171 255V254H170ZM173 255V254H172ZM188 255V254H187ZM216 255V254H215ZM193 256H195V255H193ZM61 257H63V256H61ZM187 257H190L189 255L187 256ZM197 257V256H196ZM195 257V258H196ZM191 258V257H190ZM194 258V257H193ZM197 259V258H196ZM64 260V259H63ZM62 260V261H63ZM61 261V262H62ZM194 261H195V259H194ZM7 262V261H6ZM177 262V261H176ZM195 262H197V261H195ZM222 263V262H221ZM62 264V263H61ZM176 264V263H175ZM191 264H193V262L191 263Z\"/></svg>","mask_w":264,"mask_h":264},{"label":"snow or ice","instance_id":"snow-or-ice-1","mask_svg":"<svg viewBox=\"0 0 264 264\" xmlns=\"http://www.w3.org/2000/svg\"><path fill=\"white\" fill-rule=\"evenodd\" d=\"M14 2L15 0H5V10L9 13L13 10ZM181 5L182 0H174L172 8L176 13H179ZM86 7L90 10V15L87 16L86 22L81 26L88 31H91L95 23L100 21L105 15L118 11L113 4L103 2V0H90ZM249 12H252L253 15L245 33L246 39L251 38L259 26L260 18L264 14V0H250V3L243 8L240 18L243 19L244 15ZM76 23H80L78 19ZM241 47L247 48L248 46L246 44L237 45L227 52L223 59L230 61L236 56ZM253 55L254 53L251 51L241 53L239 55V65L234 71L243 69L247 63H250ZM221 67H223V62L221 63ZM78 76V69L74 67L71 77L66 81L64 90L65 100L69 99L70 92L74 88L84 94L96 91L98 79L96 75L84 73L82 87L77 83ZM236 82L235 77L230 81L229 89L231 94L228 99H231L235 95L232 85H235ZM36 95L35 91H25L19 96L18 103L15 106L17 119L20 118L19 114L25 107V103ZM120 111L121 107L109 106L103 113L97 112L95 114V123L89 121L83 123L82 127L90 129V131L87 133L81 151L90 156L95 169L99 173L98 183L95 184L94 190H88L79 182L67 181L64 175L59 176L61 180H66L65 186L73 194L75 201L79 204V208L64 216L63 227L59 230L56 237L44 239L35 245V251L28 258V264H49L54 254L58 252L63 253L70 245H74L77 249L88 251L93 233L101 227L103 220L118 210H127L130 220V230H135V238L119 241L123 246V251L112 264H148L149 258L151 259V264H156L153 248L137 224L131 220L133 215L131 210V193L127 189H118L114 185V182L120 178L109 165L116 160V155L114 153L107 154L101 152L96 147L101 135L114 138L116 148L123 150L127 146L130 139L128 131L124 125L117 122V114ZM27 142L26 138L19 131L12 134H4L0 137V168L3 171L7 172L9 170L17 154V150L19 149L22 152L23 146ZM185 150V148H182L180 150L181 154L176 156L169 155L173 149L166 150L163 154V159L158 165V170L164 173H171L177 165H183L185 162L183 158ZM68 163L70 167H65L63 169L64 173H70L77 168L75 160L71 157H69ZM231 175L232 172L230 170L217 173L218 178ZM51 183V177L48 175L43 176L35 188L13 184L6 185L5 181L0 180V190L16 188L20 193L34 192L39 197L47 198L50 193ZM203 183H207V181H203ZM159 211H165L163 202H161ZM230 214L233 218L234 231H229L223 238V256L220 260L222 264H253L255 256L251 229L239 218H236L234 212ZM113 239H117L115 233H113ZM205 239H208V237H205ZM193 246H195V242ZM12 255L15 257L18 254L13 252ZM199 259L202 264L203 262L217 264V260L208 254L201 255Z\"/></svg>","mask_w":264,"mask_h":264},{"label":"crops","instance_id":"crops-1","mask_svg":"<svg viewBox=\"0 0 264 264\" xmlns=\"http://www.w3.org/2000/svg\"><path fill=\"white\" fill-rule=\"evenodd\" d=\"M258 95H260V96H258ZM263 97V98H262ZM253 98H254V100H255V103H254V105L255 106H257V104H258V106H259V108H261V109H264V100H262L261 101V99H264V80L263 81H261L258 85H256L254 88H253V90L251 91V93L249 94V97L245 100V102L243 103V105H242V107H241V109L239 110V112H238V114H237V116H236V123L237 122H239V121H241V124H243L244 123V119H246V117H247V114L249 113V111H251L252 110V106H254V105H252V102H253ZM256 98V99H255ZM258 98V99H257ZM260 100V101H259ZM258 101H259V103H258ZM261 102V103H260ZM262 104V105H261ZM243 121V122H242ZM247 127V126H246ZM223 128H224V126H222L221 127V133H222V137H223V134H224V132H223ZM247 130H254V128L253 127H247L246 128ZM222 142V143H221ZM220 144L221 145H223V140L221 139V141H220ZM222 147V146H221ZM227 158L229 159V160H231V162L229 163V167L231 168V170H232V173H233V178L235 177L234 175H235V172L237 171L238 172V166L236 165V164H234L233 162H232V159H230V157H232L233 156V153L230 151V148H229V146H227ZM256 158H254V157H245V162L244 163H242L240 166V169H241V171H245V172H249V173H252L253 171H254V168H253V161L255 160ZM260 160H264V158H260ZM234 171V172H233ZM257 178H258V176H257ZM257 178H256V176L254 175V177H252V179H250L249 181H253L254 183L257 181ZM241 179H243V178H241ZM241 179H239V180H241ZM251 185H249V184H244V186H235V178L232 180V182L230 183V186H229V188H228V191H227V197H228V200H230V204H231V202H232V200H231V197H234L233 199H235L234 200V202H237L238 201V203H234V206L236 207V209L238 210V217H239V219H241V215L243 216L244 214H239V213H241L242 212V210H245V208H243V207H248V205H252V206H259V207H264V195H259L258 194V198H256V196L255 195H249L248 194V192L249 191H251V190H254L252 187H250ZM235 187L238 189V191H240L241 192V198L240 197H238V191H236L235 190ZM229 192V193H228ZM236 194L237 195V197H235L236 195H231V194ZM243 201V202H242ZM248 201H250L249 203H248ZM240 202V203H239ZM241 202H242V204H244V206L241 204ZM247 203H248V205H247ZM253 203V204H252ZM259 203V204H258ZM237 204V205H236ZM238 204H241V205H238ZM238 207V208H237ZM239 208L241 209V212H240V210H239ZM247 212H244L245 214H247L246 216H245V218L246 217H248V215H249V217H250V214H251V216H253V217H250V218H246V219H248V220H250V221H254V220H256V218L258 219V218H260V219H264V211L263 212H261L260 214H258V213H256V212H253L252 211V213H251V211L250 210H246ZM249 212H250V214H249ZM256 213V214H255ZM260 215V216H259ZM255 216H256V218H255ZM252 218H254V219H252ZM248 220H241L243 223H245V224H247V222L249 223L250 221H248ZM247 225H249V224H247ZM249 227H251L250 225H249ZM253 249H254V245H253Z\"/></svg>","mask_w":264,"mask_h":264}]
</instances>
